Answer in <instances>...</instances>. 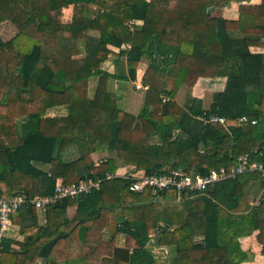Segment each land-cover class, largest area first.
<instances>
[{"label": "trees", "instance_id": "16d2710c", "mask_svg": "<svg viewBox=\"0 0 264 264\" xmlns=\"http://www.w3.org/2000/svg\"><path fill=\"white\" fill-rule=\"evenodd\" d=\"M250 1L0 0V25L15 31L0 38V200L51 196L58 180L99 182L86 195L46 206L41 224L30 204L11 212L22 240L0 238V264H88L95 250L102 264L108 256L109 264H154L151 237L172 248L170 264H241L252 256L237 240L257 230L264 256L259 172L246 171L176 203L172 190L153 197L150 189L134 193L130 179L115 175L118 165L132 166L135 174L205 175L231 170L243 155L264 164V54L249 51L264 47V0L243 4ZM232 2L237 20L210 16L209 10ZM65 6H72L69 23L61 20ZM109 56L123 59L125 72L120 66L115 75L104 70ZM142 60L148 61L141 79L144 110L133 116L119 107L108 83L135 81ZM216 77L226 82L208 109L197 99L184 106L174 101L181 87ZM91 79L96 87L89 97ZM55 108L66 113L48 116ZM210 116L224 124L207 122ZM242 117L256 123H240ZM173 123L185 143L180 152ZM156 137L161 148L151 155ZM95 153L107 155L95 163ZM72 206L76 211L67 217ZM119 235L123 247L116 245Z\"/></svg>", "mask_w": 264, "mask_h": 264}, {"label": "crops", "instance_id": "0c3cea01", "mask_svg": "<svg viewBox=\"0 0 264 264\" xmlns=\"http://www.w3.org/2000/svg\"><path fill=\"white\" fill-rule=\"evenodd\" d=\"M149 1V0H146ZM260 3L259 0H251L249 3H243L246 5H258ZM238 4L232 2L228 7H222L218 9H211L209 10V14L213 18H222L223 20H229V21H235L237 20L238 17ZM71 13H72V6H65L61 10V20L63 23H69L71 21ZM7 24V23H2ZM239 36V34H238ZM1 38V37H0ZM112 47H109L111 50ZM250 53L252 54H264V47L262 46H255V47H250L249 48ZM109 64L111 69H113L112 72L109 70H106L109 74H117L119 73V69L117 66H120V69L125 72V61L123 59H119L118 61L114 58L109 56L104 64ZM148 61L142 60L141 63L139 64V71L138 75L141 73L142 75L144 74L146 67H147ZM137 76V74H136ZM141 76H137L136 81H130L125 79H114L109 81V91L117 96L118 100V105L119 107L126 113L131 114V115H138L140 114L144 108H143V103H144V95L146 87L141 86V89H136L137 91H134L132 87H135L137 83L141 85ZM90 81H95V87H96V79H91L89 80L88 83V90L90 87ZM226 78L224 77H216L214 79H206V78H199L196 83L193 85L191 88H186V87H181L175 97L174 101L179 105V106H184L187 105L190 99H197L201 100L203 104V108L206 110L209 108L211 102H212V96L215 93H220L224 90ZM94 87V88H95ZM94 91V90H93ZM143 91V92H140ZM207 93H210V100L207 102L206 95ZM89 96V94H88ZM90 97V96H89ZM139 99V104L136 105V101ZM140 106V107H139ZM139 107V108H138ZM49 112V111H48ZM47 112V115H48ZM149 110H147V113ZM64 115V114H63ZM49 116V115H48ZM52 117V116H50ZM178 131H179V125L178 123H173L172 124V135H173V140L176 143V151L180 152L183 150L185 147V143L183 139L179 138L178 136ZM161 148L160 145V140L158 137L154 138L149 145V153L151 155H155ZM69 153H73V150H70ZM107 153H95L91 157L92 159L96 158L101 160L102 157H105ZM109 156H111L109 154ZM98 160V161H99ZM94 161V160H93ZM131 166H122L118 165V169L116 171V176L122 177L123 175H133L135 174V171L131 172L130 169ZM128 172V173H127ZM164 201H160L159 203L162 204ZM177 201L173 200V203H176ZM171 203V202H169ZM76 211V207L72 206L67 209V217H72ZM38 218L40 219V224L43 223L42 219V213L41 211H37ZM43 220V221H42ZM258 234L257 231H253L251 235L241 237L237 240L238 246L243 252H247L251 254L252 258L248 261H245L241 264H264V256L262 255V245H260L257 240L256 236ZM104 240H107L109 238V234H106L104 232ZM7 238H10L14 241H21L22 237L18 233V227L17 226H12L11 231L7 234ZM122 242H121V241ZM124 236L119 235L117 237V242L120 244L117 247H123L124 244ZM148 249L151 251L155 263L154 264H170L169 261L172 258L173 253L171 252L172 248L170 247H161L159 246L154 237H151L149 240V243L147 244ZM161 249L163 251H170V252H160ZM108 262L106 264H109V256L107 257ZM102 258L99 256L98 250H95L94 252L90 253L87 255V262L88 264H102L101 263ZM36 264H43L42 260H38Z\"/></svg>", "mask_w": 264, "mask_h": 264}, {"label": "built area", "instance_id": "2783aa9c", "mask_svg": "<svg viewBox=\"0 0 264 264\" xmlns=\"http://www.w3.org/2000/svg\"><path fill=\"white\" fill-rule=\"evenodd\" d=\"M123 49H129L125 45ZM141 89V85H139ZM163 102L166 99L162 100ZM240 123H249L254 125L255 120H249L242 117L238 120ZM209 123L224 124V118L218 116H210L207 120ZM246 171H257L260 173L264 182V164L252 161L247 155L240 156L237 159V165L231 170L219 168L217 170H210L207 174H191L182 170H174L162 175H145L137 172L130 176H122L121 178L130 179L129 190L134 193H142L145 189H150L151 197L161 192L174 191L175 201L183 199H191L197 194H204L214 184L226 180L234 179ZM110 178V177H109ZM99 182L91 180L82 181L79 183L65 184L58 180L55 184L53 194L51 196L41 197L34 196L28 199L25 195H17L10 199L0 200V238L6 236L11 231L10 215L11 212L20 208L23 204L32 205L37 211H43L46 206L56 204L64 198H74L79 195H86L91 190L97 189Z\"/></svg>", "mask_w": 264, "mask_h": 264}, {"label": "rangeland", "instance_id": "374dc122", "mask_svg": "<svg viewBox=\"0 0 264 264\" xmlns=\"http://www.w3.org/2000/svg\"><path fill=\"white\" fill-rule=\"evenodd\" d=\"M14 29L7 23V24H3V25H0V37H1V39L2 40H8L13 34H14ZM124 47V46H123ZM79 49H80V52H81V54H82V52H83V43H80V45H79ZM82 56V55H81ZM103 68L104 69H106V70H109L110 72H112L113 71V69H111V67H110V65L107 63V64H104L103 65ZM139 69H141V68H139ZM139 69H138V71H139ZM138 71H137V76H141V78L143 77V75L140 73L139 75H138ZM137 76H136V80H137ZM135 80V81H136ZM91 83H90V87H89V90H88V94H89V96L91 97L92 95H93V90H94V87H95V81H90ZM139 83H137L135 86L137 87V88H140L139 87ZM108 86H109V84H108ZM141 86H142V84H141ZM132 89L134 90V91H137L136 89H135V87H132ZM140 92H143V91H140ZM143 95H145V94H143ZM206 99H207V102L210 100V93H207V95H206ZM118 101V100H117ZM118 103V102H117ZM137 104H139V99H137V101H136V105ZM140 107V106H139ZM138 107V108H139ZM264 111V110H263ZM66 113V111H65V109L64 108H55V109H52V110H49V112H48V115L49 116H52V117H59V116H61V115H63V114H65ZM134 116V115H133ZM77 156V155H76ZM102 158H104V157H102ZM94 160V162L95 163H97V161L99 160V159H96V158H94L93 159ZM130 169H131V172L132 171H134V168L131 166L130 167ZM128 173V172H127ZM192 174V173H191ZM124 176V175H123ZM121 241V240H120ZM201 240L198 238V239H195V243H199ZM122 242V241H121ZM116 245H120L118 242H117V244ZM160 252H164V253H166V252H170V251H166L165 252V250L163 251V249H161V251ZM171 252H172V250H171Z\"/></svg>", "mask_w": 264, "mask_h": 264}, {"label": "water", "instance_id": "95a60500", "mask_svg": "<svg viewBox=\"0 0 264 264\" xmlns=\"http://www.w3.org/2000/svg\"><path fill=\"white\" fill-rule=\"evenodd\" d=\"M199 172H201V169H198Z\"/></svg>", "mask_w": 264, "mask_h": 264}]
</instances>
